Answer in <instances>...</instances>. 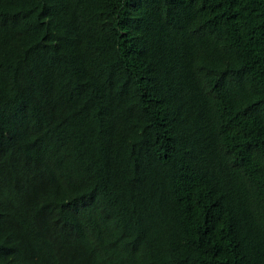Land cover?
<instances>
[{
	"label": "trees",
	"instance_id": "obj_1",
	"mask_svg": "<svg viewBox=\"0 0 264 264\" xmlns=\"http://www.w3.org/2000/svg\"><path fill=\"white\" fill-rule=\"evenodd\" d=\"M0 264H264V0H0Z\"/></svg>",
	"mask_w": 264,
	"mask_h": 264
}]
</instances>
